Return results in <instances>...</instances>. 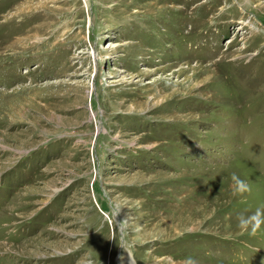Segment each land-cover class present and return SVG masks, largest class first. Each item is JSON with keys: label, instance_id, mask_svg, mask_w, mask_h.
<instances>
[{"label": "rangeland", "instance_id": "1", "mask_svg": "<svg viewBox=\"0 0 264 264\" xmlns=\"http://www.w3.org/2000/svg\"><path fill=\"white\" fill-rule=\"evenodd\" d=\"M259 207L264 0H0V264H264Z\"/></svg>", "mask_w": 264, "mask_h": 264}, {"label": "clouds", "instance_id": "2", "mask_svg": "<svg viewBox=\"0 0 264 264\" xmlns=\"http://www.w3.org/2000/svg\"><path fill=\"white\" fill-rule=\"evenodd\" d=\"M232 192L233 195H243L251 192L250 185L241 179L235 172L231 174ZM238 228L241 234L249 233L250 235H256L257 232L264 226V207H259L250 215L240 213L237 216ZM180 264H198V261L192 257H187Z\"/></svg>", "mask_w": 264, "mask_h": 264}, {"label": "bare ground", "instance_id": "3", "mask_svg": "<svg viewBox=\"0 0 264 264\" xmlns=\"http://www.w3.org/2000/svg\"><path fill=\"white\" fill-rule=\"evenodd\" d=\"M44 46H45V45H44ZM16 55H18V54L16 53ZM19 55H20V54H19ZM8 58H9V56H8ZM190 219H191V218H190ZM195 223H197V225H199V226H200V225H203L204 228H205L206 225H208V224H204L201 220H198V221L195 222ZM195 223H194V224H195ZM205 223H206V222H205ZM190 226H191V225H190ZM193 227H194V226H193ZM194 228H195V227H194ZM127 264H132V263H128V262H127ZM133 264H134V263H133Z\"/></svg>", "mask_w": 264, "mask_h": 264}]
</instances>
